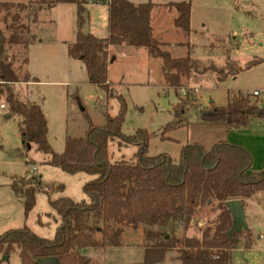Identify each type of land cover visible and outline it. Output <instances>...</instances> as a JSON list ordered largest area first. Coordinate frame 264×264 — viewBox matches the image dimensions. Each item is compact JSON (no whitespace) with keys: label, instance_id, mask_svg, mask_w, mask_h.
Masks as SVG:
<instances>
[{"label":"trees","instance_id":"1","mask_svg":"<svg viewBox=\"0 0 264 264\" xmlns=\"http://www.w3.org/2000/svg\"><path fill=\"white\" fill-rule=\"evenodd\" d=\"M67 3L76 5L77 25L75 41L67 46V57L80 60L88 83L103 90L108 97L113 96L107 79L112 47L125 44L145 49L150 58L161 60L164 82L174 90L178 100L174 120L160 131L162 138L166 132L182 124V116L193 105L189 95L185 99L181 97V89L202 80L221 83L242 70L236 62H230L228 53L221 67L193 59L194 47L189 42L178 44L186 48L185 56L171 57L166 51L167 44L154 38L150 22L153 9L161 5L133 4L127 0L0 3V11H5L6 17L10 18L9 36L6 38L0 30V94L5 96L10 118H18L23 146L33 144L37 152L46 156V164L62 172L94 177L84 185L86 200L80 202L67 197L52 199L53 194L62 192V185L42 189L38 177H12L10 189L20 198L25 217L34 208L36 194L43 191L59 225L52 239L39 238L25 226L8 231L0 236V253L19 250L21 264H35L36 260L43 258H57L61 264H94L84 255L85 252L120 247L124 228H130L142 230L145 241L142 264H159L171 250L178 253L181 264H230L231 252L239 239L250 234L242 232L229 239L231 217L225 204L240 201L245 207L246 201L264 193V167L259 171L252 170V158L245 148L219 142L206 151L200 145H189L181 149L177 164L166 155L148 157V142L155 133L137 130L131 136L123 135L121 103L118 116L107 117L102 127L94 126L88 119L84 137H67L63 152L56 154L47 140V121L41 103L24 101L15 93L13 86L19 80L7 56V48L20 46L27 50L34 42L29 26L21 21V14L36 9L32 19L35 24L38 12ZM89 4L107 7L106 38L98 39L83 32ZM161 7L175 13L174 28L188 37L191 32L190 4L168 3ZM258 63L259 60H254L249 67ZM23 82H31L26 73ZM199 115L202 123L224 126L228 131L251 129L258 122L264 124V107L257 99L241 94L229 97L222 107L212 103L208 109L199 111ZM110 142H117L119 148L135 146L137 151L130 160L110 164ZM213 211L218 212L213 228L208 226L200 238L185 235L198 217ZM179 230L183 235L177 236Z\"/></svg>","mask_w":264,"mask_h":264},{"label":"rangeland","instance_id":"2","mask_svg":"<svg viewBox=\"0 0 264 264\" xmlns=\"http://www.w3.org/2000/svg\"><path fill=\"white\" fill-rule=\"evenodd\" d=\"M29 1L35 0H0V3L26 4ZM128 1L161 6L169 2L189 3L190 35L186 37L174 28L173 11L159 6L153 9L150 17L154 38L167 44L166 51L171 57L185 56L186 48L178 44L189 42L194 47L193 59L221 67L229 54L230 62H236L242 70L221 83L202 80L181 89V97L185 99L189 95L193 105L182 116V124L166 132L165 138H162L160 131L174 120V107L178 100L174 90L164 82L161 60L150 58L145 49L125 44L112 47L107 79L113 96L108 97L103 90L88 83L80 60L67 57V46L74 43L77 32L76 5L58 4L48 11H40L35 24L32 19L36 9H31L21 14V21L29 26L34 42L27 50L20 46L8 47L7 56L19 80L13 86L15 93L24 101L41 103L52 151L61 154L67 137H84L88 119L96 127L104 126L107 117L118 116L121 103L124 111L123 135L131 136L137 130L155 133L148 142V157L166 155L177 164L180 151L185 146L200 145L208 151L219 142L245 143L247 135L243 133L228 136L224 126L202 123L199 111L208 109L212 103L217 107L225 106L229 97L239 94L257 99L264 107V0ZM85 18L84 27L88 33L98 39L108 36V10L105 5L89 4ZM9 22L5 11H0V30L6 38L9 36ZM254 60L260 63L249 67ZM25 73L31 82H23ZM254 91L259 93L258 97H253ZM0 98L6 105L4 110L0 109V236L25 226L39 238L52 239L59 219L50 208L47 195L39 191L34 208L25 217L20 198L10 189L11 178L38 177L42 189L62 185V192L53 194L52 199L67 197L80 202L86 200L84 185L94 177L62 172L46 164V156L37 152L33 144L24 147L18 132V118H4L9 115L8 106L4 94L1 93ZM253 143L255 161L251 156L252 170L259 171L264 167L258 156L260 142ZM136 151L135 146L119 148L117 142H110L108 162L130 160ZM244 208L251 237L241 236L231 252L230 264H264V193L246 201ZM217 214L213 211L198 217L185 235L200 238L208 226L214 227ZM181 235L183 232L179 230L177 236ZM144 243L141 229L124 228L120 247L91 249L84 255L94 264H142ZM3 256L8 257V262L2 261ZM0 264H21L19 250L14 249L9 254L1 252ZM159 264L181 263L178 253L171 250Z\"/></svg>","mask_w":264,"mask_h":264},{"label":"water","instance_id":"3","mask_svg":"<svg viewBox=\"0 0 264 264\" xmlns=\"http://www.w3.org/2000/svg\"><path fill=\"white\" fill-rule=\"evenodd\" d=\"M84 33H87V29L84 27ZM5 119H9L10 115H6ZM228 213L231 217V227L228 231L229 239L234 234H240L248 231V225L246 221L245 208L240 201H230L225 204ZM2 261L8 262V257L3 256ZM35 264H61L57 258H43L36 260Z\"/></svg>","mask_w":264,"mask_h":264},{"label":"crops","instance_id":"4","mask_svg":"<svg viewBox=\"0 0 264 264\" xmlns=\"http://www.w3.org/2000/svg\"><path fill=\"white\" fill-rule=\"evenodd\" d=\"M148 3H150V2H148ZM169 3H172V2H169ZM133 4H135V3H133ZM166 4H168V3H166ZM158 5H160V4H158ZM110 51H111V49H110ZM226 133L228 136L232 135L233 133H243V134L247 135V139H246L245 143H242L241 141H233L232 144H239V145L243 146V148H245L251 154V156H253V159L255 158L254 152L252 151L253 150L252 145H254L253 142L254 141L260 142L259 143L260 148L258 147V156H259V161L261 160L260 161L261 164L262 165L264 164V124H262L261 122H258L251 129H244V130H230V131H228L226 129ZM261 156H262V158H261ZM254 161H255V159H254ZM260 238H262V237H260Z\"/></svg>","mask_w":264,"mask_h":264},{"label":"built area","instance_id":"5","mask_svg":"<svg viewBox=\"0 0 264 264\" xmlns=\"http://www.w3.org/2000/svg\"><path fill=\"white\" fill-rule=\"evenodd\" d=\"M253 96L254 97H258L259 96V93L257 91H254L253 92ZM6 108V105L5 103L2 101V99L0 98V109L1 110H4Z\"/></svg>","mask_w":264,"mask_h":264}]
</instances>
